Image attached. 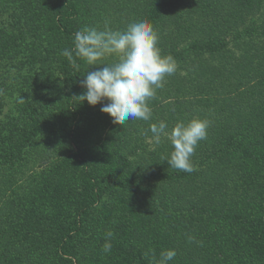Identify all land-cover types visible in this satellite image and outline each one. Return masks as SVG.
<instances>
[{"label":"trees","instance_id":"trees-1","mask_svg":"<svg viewBox=\"0 0 264 264\" xmlns=\"http://www.w3.org/2000/svg\"><path fill=\"white\" fill-rule=\"evenodd\" d=\"M64 2L63 7L56 6L60 10L56 14L57 28L73 37V49L76 31L69 25L77 10L69 0ZM237 2L228 0L231 5H225V11L218 6L221 17L211 18L229 23L225 37L195 41L183 50L170 49L164 54L172 56L175 62L193 55L219 57L209 74L214 75L211 85L216 87L203 89L205 77H198L192 90L187 88L177 97L157 95L155 102H149V128L161 121L167 123L169 131L177 123L186 124L194 118L210 121L207 138L199 142L191 157L195 168L191 173L170 167L166 160L173 149L164 137L159 144L151 142L149 151L145 145H135L134 153L129 155L137 159L135 164L118 152V145L111 150L109 139L96 138L100 134L94 124L90 126V137L85 140L79 137L80 108L73 98L81 94L78 74L81 60L73 53L71 92L60 108L65 112L66 106V113L71 115L67 131L72 139L69 136L59 139L60 145L69 150L56 151L52 144L55 146L58 140L53 141L52 137L46 151L35 145L27 154L30 160L24 164V173L27 176L32 172L27 164L35 163L36 155L52 152L40 163L46 165L40 178L52 172L54 155L62 167L68 164L66 157L71 155L76 160L74 166L83 173L79 183L85 194L78 205L72 204V180L64 174H59V181L51 188L44 180L37 192L31 189L35 188L33 184L25 187L27 198L39 199V205L28 204L25 193V199H20L16 192L0 194V234L3 229L12 228L15 215L23 212L26 216L33 207L38 219L50 224L39 237H34L35 243H31L29 236L20 239L21 258L17 251L14 254L18 264H158L161 252L169 249L177 253L169 264H233L236 258L250 262L264 260V0H243V5ZM163 11V0L156 1L147 22L151 28L157 26ZM244 19L249 25L240 32L239 20ZM174 27L177 30L169 32V37L179 30L178 25ZM228 35L235 44L246 41L243 54L223 52ZM240 92L243 99L236 100ZM28 128L33 135L45 134L36 124L26 125L24 130L29 132ZM149 134L151 137L150 131ZM30 138L28 133L27 139ZM146 183L149 200L142 197L138 188ZM158 183L170 185L158 190L154 186ZM47 199L54 203L47 206ZM97 206L102 208L101 212H95ZM47 208L52 209L50 217L55 222L50 217L42 218L47 215ZM253 214L256 224L245 223L244 217ZM91 217L99 220L90 228ZM117 226L127 227L131 232L126 238L111 231L110 238L115 242L104 257L96 248L82 249L85 241L80 236L84 238L92 230L93 239H98L96 244L104 243L109 236L102 230ZM75 243H80L81 248Z\"/></svg>","mask_w":264,"mask_h":264},{"label":"rangeland","instance_id":"rangeland-1","mask_svg":"<svg viewBox=\"0 0 264 264\" xmlns=\"http://www.w3.org/2000/svg\"><path fill=\"white\" fill-rule=\"evenodd\" d=\"M64 1L0 0V194L11 195L16 192L20 199H25L24 195L26 194V202L31 205H39V199L36 200L32 196L28 199V194L25 193L26 190L24 191L25 187L33 184L35 188L31 189L37 192L40 183L44 180L43 183L51 188L59 181V174H64L65 178L72 180L70 185L73 188L71 190L73 194L71 197L73 199L72 204L78 205L81 197L85 194L79 183L83 173L81 169L74 166L73 162L76 160H73L71 155L66 157L69 161L63 167L62 165L59 166L61 162L55 159L56 156L54 155L52 172L43 175L41 178L40 172H45L46 165H44L45 162L40 163L48 158L52 152L48 155L45 153H42L41 156L40 154L36 155V162L27 164L28 169L32 172H29V175L26 174L27 176L24 173V164L30 160L27 154L35 145H37L38 150L46 151L49 143L58 140L55 146L52 144L56 151L62 152L63 149L67 148L63 144L60 145L59 139L69 136L67 129L72 120L71 115L66 113L67 107L65 106V112L61 111L60 108L64 106L63 103L71 92L72 74L70 71L71 59L63 56L61 52L64 49L72 50L73 37L58 30V18L56 16L60 12L56 6L63 7ZM69 1L77 10V16L72 18L69 25L73 30L77 31L84 26L97 27L103 30L107 25L112 30L123 31L133 21L147 23L158 0ZM234 1L236 2V0ZM163 2L164 11L158 19L157 26L152 28L158 37V47L162 55L167 53L166 50L169 52L170 49L183 50L195 41L207 42L221 35L223 37L227 35L224 31L229 27V23L228 25H226L227 22L218 23L216 19L211 18L221 17L217 11L218 6L221 8L223 6L225 11L224 6L231 5L228 0H163ZM237 3L243 5V0H238ZM201 21L203 22L202 25L196 26V23H201ZM239 22L237 29L242 32L249 23L246 19L239 20ZM175 25L179 26V30L170 38L169 32L173 29L177 30ZM225 41L228 44L223 52L230 51L237 56L244 53L242 47L243 44L245 45V40L243 42L237 41L236 44L239 45H236L232 41L231 35H228ZM218 61L219 57L215 56L211 58L208 55H193L181 62H176V72L165 78L163 87L156 89L155 95L148 100V106L149 102H155L154 97L157 95L177 97L187 88L192 90L191 87L196 84L198 77H205L203 89L215 88L216 86L211 85L214 75L209 77V74L218 64ZM104 62L112 63L114 58L109 57ZM89 69L90 66L81 60L78 68L80 81L83 80V76L87 74ZM90 70L95 71L97 68ZM80 88L82 94L84 89ZM235 98L236 100L243 99L242 93L238 95V98ZM77 103L80 108L79 137L82 136L84 140L90 137V126L94 124L98 127L100 134L96 138L109 139L108 144L111 150L118 145V152L128 157L133 164L137 163V159L132 156L129 157V155L134 153L135 145H145L146 151H149V120H129L123 127L113 124L112 118L100 111L102 105L93 107L86 101L83 103L77 101ZM90 118L93 119L90 120ZM33 124H36L37 128L43 130L45 134L36 136L32 134L33 130L29 131V128L27 129L29 132L24 130L26 125ZM28 133L31 136L30 139H27ZM51 137L53 141H51ZM70 139L72 138L70 137ZM53 148L49 147V149ZM137 152H141L140 149ZM32 176L33 179H31ZM169 185L158 183L154 186L159 190L162 187L166 189ZM138 188L141 189L142 197L144 196L149 200V183L139 185ZM52 203L54 200H45L47 206ZM40 207L45 208V206ZM95 209V212L102 210V208L98 209V206ZM34 210V207L33 211L28 209L26 216L23 212L15 215L12 223L13 229L10 226L5 230L3 229L4 233L0 234V264H11V261L18 264L19 261L14 259V254L18 252L21 258L20 239L29 236L32 240L31 243H35L34 237H39L42 232L49 228V221L39 220L38 216L34 214ZM46 211L47 215H42L43 219H47L52 213L51 208H47ZM252 217H256V214L244 217V222L256 224L257 219ZM17 219H20L21 222L18 223ZM50 219L55 222L54 218L50 217ZM98 220L91 217L88 223L90 228ZM111 231L113 234L126 238L131 232L129 228L124 226H119V228L118 226L107 227V229L102 230L107 236ZM93 236L92 230L84 238L80 236L81 240L85 241L82 249L92 250L96 248L104 257V244L106 242L112 244L115 241L109 237L104 243L96 244L98 239H93ZM89 240H92L94 244L92 245V241L89 243ZM80 243H75L78 249L81 248ZM126 248L128 251H132L130 246ZM233 264H264V260L250 262L236 258Z\"/></svg>","mask_w":264,"mask_h":264},{"label":"clouds","instance_id":"clouds-1","mask_svg":"<svg viewBox=\"0 0 264 264\" xmlns=\"http://www.w3.org/2000/svg\"><path fill=\"white\" fill-rule=\"evenodd\" d=\"M75 57L91 68L83 76L82 94L74 97L90 106L102 105L100 111L112 118V123L124 127L129 120H149L151 109L148 100L163 87L167 76L176 72V62L170 55L164 56L158 47V37L144 21H133L125 30H103L84 26L74 34V48L64 49L61 54L69 59ZM112 57L114 62L104 61ZM210 121L194 118L179 122L170 131L166 122L151 124L149 142L159 144L166 138L173 151L166 161L171 168L191 173L195 171L191 157L200 141L208 135ZM147 135V133H145ZM111 237L112 233L109 232ZM106 242L104 252L111 251ZM174 249L162 251L158 264H169L176 257Z\"/></svg>","mask_w":264,"mask_h":264}]
</instances>
